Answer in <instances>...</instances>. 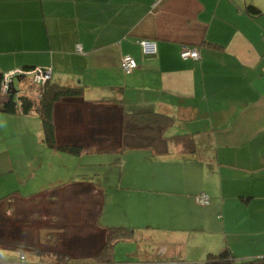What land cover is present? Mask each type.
I'll return each instance as SVG.
<instances>
[{"label": "crops", "instance_id": "crops-1", "mask_svg": "<svg viewBox=\"0 0 264 264\" xmlns=\"http://www.w3.org/2000/svg\"><path fill=\"white\" fill-rule=\"evenodd\" d=\"M36 66L82 87L53 107L57 146L80 151L48 147L38 115L0 94V264H97L114 225L134 232L113 264L264 257V0H0V73ZM140 111L172 116L169 135L210 131L212 155L117 152L123 114Z\"/></svg>", "mask_w": 264, "mask_h": 264}, {"label": "trees", "instance_id": "trees-1", "mask_svg": "<svg viewBox=\"0 0 264 264\" xmlns=\"http://www.w3.org/2000/svg\"><path fill=\"white\" fill-rule=\"evenodd\" d=\"M246 11L249 15L260 13V10L253 5H247ZM28 68L33 67H24V69ZM3 73H0V81ZM50 79L41 87L36 86L40 90V97L32 94H19V91L15 89L14 93L10 92L6 96L2 107L10 113H36L41 122L43 140L48 147L79 153L80 150L75 147L57 146L53 123V107L55 102L63 97L81 96L83 89L81 86L59 85L51 82ZM30 86L32 91L36 90L34 85ZM173 123L174 118L172 116L161 112L124 113L121 146L116 151L121 152L128 148L144 147L152 149L157 154H165L173 146L176 151L181 153H197L203 157L212 155L213 140L210 131L169 135L167 131ZM133 230L132 227L123 225L106 227L104 245L94 256V261L97 264H113V245L119 240L131 238ZM202 264H264V257L236 259L228 249H224L218 253H209Z\"/></svg>", "mask_w": 264, "mask_h": 264}, {"label": "built area", "instance_id": "built-area-1", "mask_svg": "<svg viewBox=\"0 0 264 264\" xmlns=\"http://www.w3.org/2000/svg\"><path fill=\"white\" fill-rule=\"evenodd\" d=\"M161 1V0H158ZM141 46L142 52L145 55H155L157 53V45L154 40L142 38L137 41ZM77 51L81 50L80 45H76ZM180 57L182 59L198 60L200 58V51L197 47L183 46L180 51ZM137 62L131 56H123L120 61V67L124 73L129 74L135 68H137ZM264 73V67L262 69ZM51 67H33V68H15L3 73L0 81V94L8 96L11 90L14 88L15 79H28L31 85L35 87H41L51 78ZM29 91V94L34 92L35 96L40 97L39 89ZM196 201L201 204H208L209 197L205 193H200L196 196ZM20 259L24 260V255H20Z\"/></svg>", "mask_w": 264, "mask_h": 264}, {"label": "rangeland", "instance_id": "rangeland-1", "mask_svg": "<svg viewBox=\"0 0 264 264\" xmlns=\"http://www.w3.org/2000/svg\"><path fill=\"white\" fill-rule=\"evenodd\" d=\"M14 84L16 87H19V81L17 79H15Z\"/></svg>", "mask_w": 264, "mask_h": 264}, {"label": "water", "instance_id": "water-1", "mask_svg": "<svg viewBox=\"0 0 264 264\" xmlns=\"http://www.w3.org/2000/svg\"><path fill=\"white\" fill-rule=\"evenodd\" d=\"M14 91H15V90H14V89H12V90H11V93H14Z\"/></svg>", "mask_w": 264, "mask_h": 264}, {"label": "clouds", "instance_id": "clouds-1", "mask_svg": "<svg viewBox=\"0 0 264 264\" xmlns=\"http://www.w3.org/2000/svg\"><path fill=\"white\" fill-rule=\"evenodd\" d=\"M15 90V88H13Z\"/></svg>", "mask_w": 264, "mask_h": 264}]
</instances>
